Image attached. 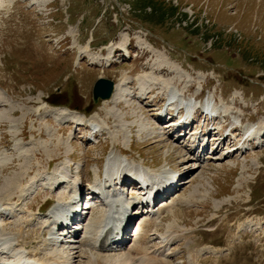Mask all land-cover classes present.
Listing matches in <instances>:
<instances>
[{
	"label": "rangeland",
	"instance_id": "374dc122",
	"mask_svg": "<svg viewBox=\"0 0 264 264\" xmlns=\"http://www.w3.org/2000/svg\"><path fill=\"white\" fill-rule=\"evenodd\" d=\"M0 3V203L20 210L17 218L5 219L8 233L23 229L30 248L44 247L46 227L34 223L27 228L23 223L45 200L51 201L44 213L65 201L69 190L68 185L44 189L48 184L42 185L43 179L72 166L80 171L84 187L94 182L106 156L122 152L155 172L172 170L183 176L185 185L158 211L149 252L169 264H264V142L233 154L214 145L197 163L190 147H184L192 144L191 137L175 144L164 130L167 135L159 140L164 131L155 115L158 107L148 106L153 99L160 104L165 91L151 85L152 91H145L150 100L141 101L136 81L138 74L152 70L167 81L176 77L170 67L153 68L157 51L190 76L186 90V76L178 78L175 88L194 97L204 85L203 98L215 96L218 104L232 110V119L243 118L244 126L253 122L264 129V0ZM129 43L132 57L118 56ZM110 49L117 51L114 61H108ZM100 77L118 84L131 78L133 97L94 103L92 89ZM76 119L86 126L96 122L104 135L89 142L91 130L78 126ZM73 177L71 187L76 174ZM125 191L131 198L137 194L130 187ZM102 208L90 210L88 222L98 219ZM1 227L2 219L0 232ZM167 232L175 236L164 249L161 238ZM135 244L124 253H132ZM62 250L73 264H89L99 255L87 248L76 255L61 245L43 250L42 259L67 257ZM196 253L202 261L191 263Z\"/></svg>",
	"mask_w": 264,
	"mask_h": 264
},
{
	"label": "bare ground",
	"instance_id": "6f19581e",
	"mask_svg": "<svg viewBox=\"0 0 264 264\" xmlns=\"http://www.w3.org/2000/svg\"><path fill=\"white\" fill-rule=\"evenodd\" d=\"M2 7H4V5L3 3H0V9ZM110 50L111 52L109 55L112 56V54L116 50H113V49H110ZM155 54H156V60H155L153 68L161 67V66L170 67L173 73H175L176 77L173 78L171 81H167V80H164V76L162 75V73L160 75L154 70H152V72L147 73V74H138L136 76V81L139 85L140 100L150 99L149 96H147V93H145V91L151 92L152 91V89L150 88L152 87L151 85H153V87H156V88L160 87L159 89H161L162 91H165L168 94L170 93L172 96H177L178 93L176 92L175 90L176 88L173 85L176 82H178L177 81L178 78L182 80L183 77L186 76L183 74L182 69H180L176 64L171 63L161 53L155 51ZM96 65L101 66L103 64L97 63ZM133 77L135 78V76ZM186 77L188 79V84H186L185 90L189 87L190 82H191V80H189L190 76H186ZM130 79L131 78H126V80L123 79L121 84L117 83L113 97L110 100L104 101L103 103L109 102L112 99H113V102L116 101L118 103V101H120L121 99L130 97L132 95L131 87L129 85ZM131 97H133V95ZM59 121L61 120L59 119ZM82 121L83 120L76 119V122L78 123V125H81ZM95 124L97 125L96 122ZM93 126L96 129L97 126L95 125ZM143 130H145V128ZM258 131L264 134V129L258 128ZM163 134L164 133H162V135ZM189 134L190 133H188V135ZM213 140L216 141L219 139L215 137ZM226 141H227L226 139L221 141L218 147L224 148V146L226 145ZM206 150H207V147H205L203 151L198 154L196 150H192V153H193L192 155L195 157V160L197 162H202L201 160ZM143 166H146V165L144 164L141 166V165H137L134 163L131 165H128L126 164L124 160L122 159L118 160L114 154H110L106 162V170H107L106 180H108V177H112L114 175L116 179L119 176L124 175L125 179H124L123 184L130 185L134 189L138 188V184L134 182L131 179V177L135 179L137 178L140 181H146V182L151 183V186H152V188L150 189L151 194L153 195L156 193L157 199H159L160 195L162 194L164 195L169 194L171 191L170 190L171 187H169L168 183L174 179L176 180L177 174L168 172L166 170L153 173L149 170H146V168H144ZM73 176H74L73 172L70 173L69 169H67L62 174H59L57 176L54 175V178H57V181H58L57 183H59V185L56 186V189L60 188L62 185L67 184V183L69 186L71 184L70 183L71 180L74 178ZM52 179L53 178H50V181H52ZM179 181L180 180H178V182ZM109 186L112 187L111 183L109 184ZM75 188H76L75 190H72V192L75 193V195L71 197V201L58 202L51 208L49 212L43 214V216H40L39 213L35 212L31 214L30 217L26 221H24L23 224L27 228L31 227L34 223L38 225L41 223V221H45L46 230L47 232H49V237L45 239L44 248H41L37 251H36L37 248L35 250L30 248L27 245V243L23 241V237H24L23 229L19 230L17 233H7L6 232L7 224L2 226V230L0 233V264H73L72 261L74 259L71 258L69 255H66L67 253H65L64 250L62 251L67 257L60 255L57 257H50L47 260L41 259V250L49 249V247H52L58 244H63L64 242L63 240H66L68 235H69V238L71 239L67 240L66 243H71L73 247L75 246L72 250L75 251L76 255L84 253L85 251H83V248L84 249L87 248L88 250L91 249V251L93 249L96 250L99 244H101L100 245L101 248H102V245L108 246L109 243H111L112 246H115L121 243L120 241H121V237L123 233H124L123 240L127 239L125 235L128 234L127 232L128 228L131 226L133 220L135 219L134 217L135 215H133L132 209L135 206L145 204L149 201V199L146 198L145 195H138V196L129 198L128 195L118 191L116 188H114V190H111V189L108 190L109 188H106V190L103 193L104 198H105L104 200L105 210L104 212H102L103 214L101 216L99 215L100 217L98 216L99 217L98 219L94 221L92 220V223L90 222L89 224H86L85 222L86 220L83 221V224H85L86 226L85 228L83 227V230L81 232L77 231L79 226H74L73 228H76V230L73 228L68 229L66 232L67 237H63L64 232L60 233V231L59 232L56 231V228L58 227L57 222H60V220H62V217L64 216L65 217L70 216L71 218L72 215L74 214L75 208L78 209L80 207V203L83 199L81 189L79 188V186L76 185ZM172 206L173 205H169L170 208H172ZM5 210H10V213L6 214L7 212ZM1 214L7 215V217H11V219L14 217L15 218L18 217V212H16V210L13 212L11 211V209L4 208L2 206H0V215ZM141 214H144V213H141ZM146 214L147 216L143 219L141 226L139 227L136 233L137 234V241H136L137 245L132 248L133 250L132 253H130L132 251L130 249L129 250L130 252L128 251L130 253L129 255L128 253L126 254L121 253L118 255H103V254L94 255L91 258V261L89 264H169L163 259L162 260L159 259L160 256L158 257L155 254H153V251L149 252V245L151 242H153V240L151 239V231L156 225V221H157L156 215L157 214L151 215L148 211ZM174 236L175 235H173V233L167 232L161 238V243H162L161 245H163L164 249L168 247L174 241L173 240ZM125 243L123 242L119 244L117 247L121 245L122 247H124ZM72 245L69 248H72ZM200 261H202L200 255H198L197 253L192 255L191 263H199Z\"/></svg>",
	"mask_w": 264,
	"mask_h": 264
},
{
	"label": "water",
	"instance_id": "95a60500",
	"mask_svg": "<svg viewBox=\"0 0 264 264\" xmlns=\"http://www.w3.org/2000/svg\"><path fill=\"white\" fill-rule=\"evenodd\" d=\"M114 89V82L108 79H99L94 86V101L106 100L111 97Z\"/></svg>",
	"mask_w": 264,
	"mask_h": 264
}]
</instances>
